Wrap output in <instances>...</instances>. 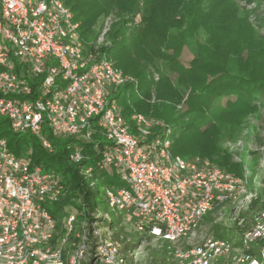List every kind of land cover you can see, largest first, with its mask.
I'll use <instances>...</instances> for the list:
<instances>
[{
  "label": "built area",
  "instance_id": "obj_1",
  "mask_svg": "<svg viewBox=\"0 0 264 264\" xmlns=\"http://www.w3.org/2000/svg\"><path fill=\"white\" fill-rule=\"evenodd\" d=\"M79 26L66 0H0V116L49 152L48 133L102 146L100 159L86 166L73 141L69 160L91 189L105 177L118 180L105 185L104 197L124 232L76 224L73 213L60 223L49 207L66 196L63 176L32 166V148L18 156L0 138V264H264V197L247 172L236 176L209 159L176 155L174 130L161 119L124 115L116 95L136 79L103 51L108 28L88 44ZM225 218L235 223L232 238L198 236L203 224ZM234 230L242 233L240 245ZM148 238L171 243L163 259L149 255Z\"/></svg>",
  "mask_w": 264,
  "mask_h": 264
},
{
  "label": "trees",
  "instance_id": "obj_2",
  "mask_svg": "<svg viewBox=\"0 0 264 264\" xmlns=\"http://www.w3.org/2000/svg\"><path fill=\"white\" fill-rule=\"evenodd\" d=\"M74 12L75 20L80 23L79 32L82 39H88L94 34V25L99 17L105 13L116 11L120 15V20L113 25L110 32L112 44L102 47L103 51L109 54L115 64L125 73L131 74L136 82L122 85L116 95L122 106L124 115L128 116L132 112H140L152 115L161 119L167 125H174L178 129L174 131L172 151L183 158L201 157L214 161L218 165L226 168L236 176L244 175V160L234 159V155L228 151H222L219 147V135H211L208 128L209 114L215 118L227 121L225 133L231 136L237 121L249 108L250 102L257 101L262 104L264 99V75L252 74L250 70L227 62L220 63L219 58H223V52L218 43L201 45L197 58L192 62V66L187 68L179 62L177 53L172 54L170 49L177 50L178 45L183 44L179 38L184 37L182 32L191 35V30L178 31V24L173 12L170 16L157 19L158 3L156 0H143L145 10V29L137 30L130 26L129 14H135L139 10V0H66ZM176 12V8H171ZM143 11V7L141 8ZM200 14L205 22L211 20L205 14ZM193 31L196 30V22L193 20ZM191 42L190 39H187ZM243 38L235 35V43L231 48L236 57L239 58L240 51L249 43ZM193 45V43H191ZM230 50V49H228ZM162 60L168 70L167 75L175 74L176 81L171 82L165 75L159 81H154L146 74L147 64L156 63ZM198 69V71H196ZM262 76V77H261ZM156 89L157 97L162 102L151 104V90ZM191 89L189 97L186 99L188 111L177 113L176 105L180 103L183 90ZM232 112L236 114L234 119H230ZM185 115L189 120L182 122ZM176 130V129H175ZM54 152H49L41 140L30 132L16 133L12 131L7 117L0 116V138H6L9 149L15 155H21L27 149L32 148V166H42L46 170H53L60 173L64 178L66 196L60 202L55 203L49 210L62 222L64 212L63 204L79 205L76 197L80 198L82 205V218L93 228V223L111 229L118 228L124 232L121 225V216L114 211V216L101 215L99 206L103 203L101 198V183L113 184L118 180L105 177L98 182L96 189H91L89 183L80 172V166L69 160L68 144L79 141L83 147L87 158L83 161L86 166H93L100 159L101 153L95 147V141H85L76 137L55 138L48 133ZM101 136H95L99 140ZM104 141L101 140V145ZM258 203L254 201V205ZM207 222L212 220L211 215L205 217ZM217 237L227 238L232 235L233 230L220 223L212 226ZM128 234V233H127ZM129 235V234H128ZM138 243L140 238L132 236ZM237 244H242L241 239H236ZM135 243V244H136ZM132 246L128 242L125 247Z\"/></svg>",
  "mask_w": 264,
  "mask_h": 264
},
{
  "label": "rangeland",
  "instance_id": "obj_3",
  "mask_svg": "<svg viewBox=\"0 0 264 264\" xmlns=\"http://www.w3.org/2000/svg\"><path fill=\"white\" fill-rule=\"evenodd\" d=\"M140 1V8L135 14H129L130 26H133L137 30L145 29V10L144 5H142L143 0ZM158 3V11L156 12L157 19L161 17L170 16L173 12L175 14L177 24L179 26L178 31L191 30V35L182 32L184 37L181 35L179 38L183 41V44L178 45L177 50L170 49L168 51L172 54L177 53L179 62L190 68L192 62L197 58L199 54L200 44L207 45L210 43H218L223 52V58H219L220 63L227 62L239 64L242 68L250 70L252 74L259 76L260 72L264 75V0H156ZM143 7V11L141 8ZM176 8V12L171 9ZM196 9L205 14L207 17L211 18L210 21L205 22L200 14L196 12ZM193 20L196 22V30L193 31L192 24H189ZM120 20V15L114 10L110 13H105L99 17L98 22L94 25V34L85 39L86 43L92 44L97 42L101 37L103 31L108 28L105 33L103 45L109 46L112 44L110 38V32L113 25H115ZM235 35L243 38L244 42L250 44L242 48L240 51L239 58L236 57L235 52L231 49L235 43ZM191 42H188L187 39ZM243 42V43H244ZM193 43V45L191 44ZM245 44V43H244ZM230 49V50H228ZM198 71V69H196ZM146 74L148 77L154 81H159L162 75H165L169 81L175 82L176 75L168 74V70L165 67L162 60L156 63L147 64ZM261 76V77H262ZM120 90V89H119ZM118 90V91H119ZM191 89L183 90V96L179 104L176 105L177 113H185L188 111L189 106L185 102L190 95ZM151 104L162 102L161 99L157 97L156 89L152 88ZM249 108H247L245 114L239 118L235 128L231 134L228 136L225 133V129L228 126L227 121L220 120L209 114L208 128L210 129L211 135H219V147L222 151L231 152L234 155V159L239 161V159L244 160V173L247 172L249 186L252 188L255 186V190L260 193L261 198L264 197V99L262 104L257 101L250 102ZM153 110L149 113L152 115ZM236 114L232 112L230 119H234ZM189 120V117L185 115L182 122ZM164 122V121H163ZM167 125V123L164 122ZM171 127L174 131L178 128L176 126L167 125ZM176 129V130H175ZM102 141L107 142L104 138ZM102 146H98L101 150ZM197 157V156H196ZM94 179L97 176L94 173ZM101 187V198L103 203L99 206V212L103 216L105 214L114 216V211L111 210L108 202L104 197L105 184L100 185ZM80 198L76 197V203L79 205L63 204L64 215L67 217L70 213L77 216L78 224L82 218V205L79 201ZM258 204V203H257ZM256 204V205H257ZM254 205V206H256ZM250 214L246 216L245 221H248ZM225 227H236L233 220L227 218L220 220ZM127 228H131L130 224H124ZM201 233L198 236L204 235L206 232H214L212 225L203 224L201 227ZM234 237L236 239L242 238V233L238 230H234ZM228 238V237H227ZM232 238V235L229 236ZM148 253L154 260L163 259L167 252V246L171 244L168 241L157 242L152 238L146 240ZM254 251L259 254L261 245L258 243H251Z\"/></svg>",
  "mask_w": 264,
  "mask_h": 264
}]
</instances>
